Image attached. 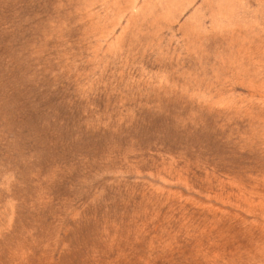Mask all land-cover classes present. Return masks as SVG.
<instances>
[{
  "label": "rangeland",
  "instance_id": "374dc122",
  "mask_svg": "<svg viewBox=\"0 0 264 264\" xmlns=\"http://www.w3.org/2000/svg\"><path fill=\"white\" fill-rule=\"evenodd\" d=\"M0 264H264V0H0Z\"/></svg>",
  "mask_w": 264,
  "mask_h": 264
}]
</instances>
